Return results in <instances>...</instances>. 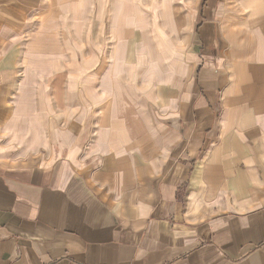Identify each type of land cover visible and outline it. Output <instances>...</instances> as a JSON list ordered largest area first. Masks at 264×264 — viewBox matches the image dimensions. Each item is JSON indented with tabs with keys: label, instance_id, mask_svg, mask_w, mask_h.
I'll return each instance as SVG.
<instances>
[{
	"label": "crops",
	"instance_id": "obj_1",
	"mask_svg": "<svg viewBox=\"0 0 264 264\" xmlns=\"http://www.w3.org/2000/svg\"><path fill=\"white\" fill-rule=\"evenodd\" d=\"M0 264H264V0H0Z\"/></svg>",
	"mask_w": 264,
	"mask_h": 264
}]
</instances>
